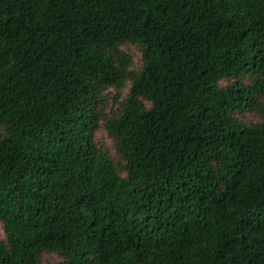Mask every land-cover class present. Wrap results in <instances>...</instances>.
Here are the masks:
<instances>
[{"label": "trees", "instance_id": "obj_1", "mask_svg": "<svg viewBox=\"0 0 264 264\" xmlns=\"http://www.w3.org/2000/svg\"><path fill=\"white\" fill-rule=\"evenodd\" d=\"M0 224V264H264V0H0Z\"/></svg>", "mask_w": 264, "mask_h": 264}, {"label": "rangeland", "instance_id": "obj_2", "mask_svg": "<svg viewBox=\"0 0 264 264\" xmlns=\"http://www.w3.org/2000/svg\"><path fill=\"white\" fill-rule=\"evenodd\" d=\"M125 50H127L131 55H133V57H134V62H135V64L138 66V65H140V63H141V60H140V54H139V50H137L135 47H133V46H128V47H125L124 48ZM130 81V80H129ZM108 95L110 96V99L113 97V96H115L116 95V92L115 91H108ZM109 98V97H108ZM101 134H103V133H101ZM104 136H105V134H103ZM106 137V136H105ZM98 139L99 140H102L101 139V137L99 136L98 137ZM109 145L110 146H112L113 144H112V141L111 140H109ZM4 237V231H3V227H2V225L0 224V239H2ZM42 261L44 262V263H47V264H49V263H51V264H56V263H58V258L55 256V255H52V254H48V255H46V256H44L43 258H42Z\"/></svg>", "mask_w": 264, "mask_h": 264}]
</instances>
